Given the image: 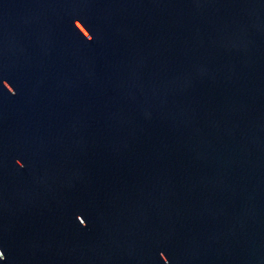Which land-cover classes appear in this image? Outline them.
<instances>
[{
	"label": "water",
	"instance_id": "1",
	"mask_svg": "<svg viewBox=\"0 0 264 264\" xmlns=\"http://www.w3.org/2000/svg\"><path fill=\"white\" fill-rule=\"evenodd\" d=\"M0 264H264V0H0Z\"/></svg>",
	"mask_w": 264,
	"mask_h": 264
},
{
	"label": "clouds",
	"instance_id": "2",
	"mask_svg": "<svg viewBox=\"0 0 264 264\" xmlns=\"http://www.w3.org/2000/svg\"><path fill=\"white\" fill-rule=\"evenodd\" d=\"M3 258V257H2Z\"/></svg>",
	"mask_w": 264,
	"mask_h": 264
}]
</instances>
